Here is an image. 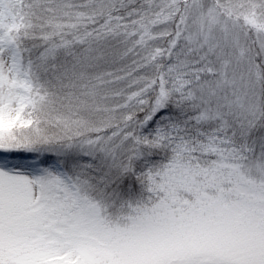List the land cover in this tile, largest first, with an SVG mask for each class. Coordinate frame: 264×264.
<instances>
[{
  "label": "snow or ice",
  "instance_id": "1",
  "mask_svg": "<svg viewBox=\"0 0 264 264\" xmlns=\"http://www.w3.org/2000/svg\"><path fill=\"white\" fill-rule=\"evenodd\" d=\"M0 264H264V0H0Z\"/></svg>",
  "mask_w": 264,
  "mask_h": 264
}]
</instances>
